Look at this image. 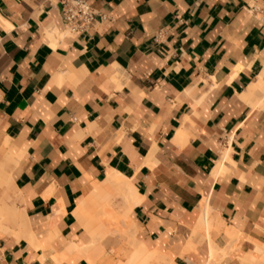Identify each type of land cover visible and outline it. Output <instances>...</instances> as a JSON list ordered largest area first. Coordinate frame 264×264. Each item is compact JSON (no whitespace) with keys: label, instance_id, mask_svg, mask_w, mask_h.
Masks as SVG:
<instances>
[{"label":"crops","instance_id":"crops-1","mask_svg":"<svg viewBox=\"0 0 264 264\" xmlns=\"http://www.w3.org/2000/svg\"><path fill=\"white\" fill-rule=\"evenodd\" d=\"M62 1L0 0V264H88L75 213L113 173L149 251L264 264V0H90L82 35Z\"/></svg>","mask_w":264,"mask_h":264},{"label":"bare ground","instance_id":"bare-ground-1","mask_svg":"<svg viewBox=\"0 0 264 264\" xmlns=\"http://www.w3.org/2000/svg\"><path fill=\"white\" fill-rule=\"evenodd\" d=\"M57 32H55V34ZM124 177L117 173L109 175L106 181L100 183V185H96L92 194L79 205L75 214L90 233L91 241L86 243L82 248L74 244L70 245L66 250L68 255L78 252L85 257L90 264H93L104 252L102 242L107 237L111 236V229H113L111 226L122 224L127 231V236L122 235V239L129 241L133 247L128 264H161L165 262L166 259L163 256L156 251H149L144 245L136 243L133 239L134 227L130 218L134 207L138 204V200H136L137 192L131 182ZM117 195H120V202L123 203L125 208L122 217L119 216V212L117 213V206L113 203ZM119 227L120 226L116 228L117 231L120 230ZM216 255L217 254H214L213 258ZM251 263L255 264L256 262L251 260ZM260 264L263 263L260 262Z\"/></svg>","mask_w":264,"mask_h":264},{"label":"built area","instance_id":"built-area-1","mask_svg":"<svg viewBox=\"0 0 264 264\" xmlns=\"http://www.w3.org/2000/svg\"><path fill=\"white\" fill-rule=\"evenodd\" d=\"M249 13L264 26V5L249 7ZM61 15L64 26L71 35L87 34L96 22L97 15L92 8L90 0H63L61 3ZM228 143L227 138L220 140L223 148Z\"/></svg>","mask_w":264,"mask_h":264},{"label":"rangeland","instance_id":"rangeland-1","mask_svg":"<svg viewBox=\"0 0 264 264\" xmlns=\"http://www.w3.org/2000/svg\"><path fill=\"white\" fill-rule=\"evenodd\" d=\"M116 194H118V193H116ZM119 197H120V195L119 196L117 195V197L115 196V198L113 200L114 201L113 203L115 204V206H117V207L119 206L118 208L116 207L117 213L119 212V216L122 217L123 216V213L125 212L124 205H123L122 202L119 205H117L115 203L117 200H120L121 199V198L119 199ZM118 226H120L119 227L120 230L117 231L116 228ZM118 226L117 225H115V226L112 225L111 226V228H113V229H111L112 230L111 236H118L119 238L121 237V239H122V235L123 236H127V231H126L125 227L122 224H118ZM116 244H118L120 246V249H119V259H118L119 262H120V264H128V261H129L130 256H131V246L129 245V241L123 239L122 242H118ZM166 259L167 260H165V262L164 263H161V264H173L172 263V260H170L168 258H166Z\"/></svg>","mask_w":264,"mask_h":264}]
</instances>
